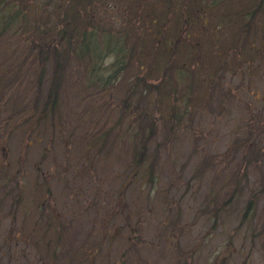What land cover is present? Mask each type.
<instances>
[{"label": "trees", "instance_id": "1", "mask_svg": "<svg viewBox=\"0 0 264 264\" xmlns=\"http://www.w3.org/2000/svg\"><path fill=\"white\" fill-rule=\"evenodd\" d=\"M25 1L0 0V39L7 35L13 40L28 23L26 28L29 32H33L32 34L29 33V37H26L29 42H19L24 46L22 60L26 62L27 58H30L32 61L42 64L44 68L45 64L50 62L52 70L49 85L43 93L44 97H41V85L45 76H43L44 73H41L35 80L36 86H33L34 91L32 93H29V89L26 94H18L19 91L17 92L18 99L25 97L24 99L27 100L21 102V108H14L8 113L6 118L11 120L9 127L2 126V133L6 134L7 132L6 138L8 135L10 137L17 129L25 127L24 154L20 155L15 164H12L16 165L15 175H10L11 165H7L5 162V164H0V190L13 182L12 189L9 190L15 192L12 197L11 192L7 190L6 196L3 195L2 197L12 199L10 202L12 207L19 205L24 210L26 205L32 204V200H40L35 204V207L38 215L41 216V229H48L52 233L48 238L41 237L38 240L44 239L45 243L42 246L49 249L48 257L54 262H60L58 260V255L62 254L60 248L70 237L68 236L69 233H65L66 231L69 232L66 228L75 222L73 218L68 219L54 210L55 200L51 182L58 183L59 178L65 179L67 175L70 182L76 180L78 176L81 178L82 176L98 175L96 197L100 196V191L106 190L102 192V197L106 203L112 196L109 187L117 186L114 198L117 205L120 206L119 213L120 217L123 218L125 228L112 224L109 228L110 214L106 218V222L99 224L98 232H90L85 237L86 239L84 238L85 241L82 245L84 249L82 248L81 252H75L72 259H82L83 262L93 264L98 263L102 255H105L107 260L102 259L101 261L108 264H127V257L131 254L132 248L136 247V251H141L143 245H147V242L142 243L143 238H141L145 222L148 220L147 216H152L154 213L161 215L163 221H160L158 225L163 231L169 230L171 226L173 228L175 209L189 218L190 208L184 209L181 206L182 198H176V193L180 190L184 180L185 169L177 170L176 178L170 183H164L160 179L162 172L159 164L161 149L167 148L183 134L192 139H200L202 136L200 132L194 131L193 127L188 128L184 125V118L187 112H190L188 105L191 104V95L189 89H186L178 96L177 86L180 85L182 77H191L187 75L189 74L187 65H180L181 70L175 74V80H170L171 77L169 78L168 72L174 73V65L166 68L159 78H150L142 71L144 65L140 64L138 74L134 78H130L126 84L124 81L122 82L125 91L114 97L115 87L111 84L118 80L115 73L125 69L128 64L125 57L128 50L125 47L124 39L115 40L114 36L110 34L108 36L104 33L102 36L100 33L102 27L98 25L86 27L88 24H85L81 28V23L76 25L72 21L58 25L51 32L45 28L46 25L41 24L40 20L34 22V26L30 28L29 25H32L30 22L33 21L29 19L30 15L26 13ZM57 3L58 9L55 10H60L61 3ZM43 8L45 7H35L37 12L43 11ZM64 11L63 13H65ZM248 15L251 17L250 13H245L243 18L247 23H250ZM76 16L78 17L77 11ZM65 20L63 18L61 22L65 23ZM80 21L82 22L81 19ZM73 24H75L74 27ZM103 38L104 42H100ZM166 41L161 42L166 45L162 49L172 50L170 54L166 55L167 58L171 57V54H174L176 50L173 47L174 44ZM152 43L147 42L149 45ZM189 44L191 45V43ZM108 50L113 52L114 57L111 63L105 65L103 61L106 59ZM161 50L158 51V55L154 52V59L165 57L161 55ZM185 63H188L187 60ZM75 64V68L78 67L83 70L86 83L90 82L95 90L85 93L84 96L89 107L82 114H78L77 125L71 126V130L69 129L68 134L65 135L64 131L69 125L65 116H67L69 107L66 106L64 84L67 69L72 70V66ZM195 64L198 68L199 65L204 67L203 63ZM18 65V67L13 68L15 70L11 71L17 70V74L26 73L25 65L22 67H20L21 64ZM4 77L5 75L0 77V99L4 98L8 89L6 86L8 80ZM210 79L211 76L207 82L210 88L208 96L213 98L216 95L214 92L217 90L214 88L213 82L210 83L214 79L211 81ZM79 97L78 101H80ZM94 101H96L99 109L110 110L111 118L106 117L100 120L102 115L98 116V123L97 121L93 124L88 123L87 119L92 114ZM261 102L263 101L261 100ZM180 105L181 107H179ZM219 106H222L220 100ZM112 111L117 113L116 117H112ZM263 117L264 110L259 115L246 118L247 120H242L233 127L223 152L212 154L206 151H201V153L189 152L193 156L190 164L191 176L196 184L190 186L188 190L192 202L196 200L199 202L191 210L194 209L195 213H200L199 217H205L206 221L210 222V227L214 228L217 225L222 227L223 223L231 217L229 209L236 207L232 217L237 220V226L240 223V226H245L244 231L240 234L237 231L239 227L235 231L229 232L221 250L223 252L225 248L227 252L220 253V248H210L212 249L210 259L213 264L230 263L229 256L231 257L234 247L232 244L233 237L236 235L245 241L248 239L250 247L253 248L255 247V238L258 237L262 242L264 240V218L258 228L252 226V220L260 202L263 203L262 210L264 213V198L262 197L264 196V123L261 120ZM82 126L86 130H83L84 127ZM80 127L82 129L78 134ZM160 133L163 134L161 136L163 138L156 145L154 139ZM77 134L79 137L76 136ZM47 135L49 137L47 143L45 142L46 146L43 148L41 145V160L43 161L45 159L43 157H46L48 153L54 152L55 139L59 140L63 160L59 165L54 164L47 169H42L39 165V167H32L33 164L27 169V166L20 159L23 157L25 162L27 151L33 146L36 148L40 146L43 140H46ZM182 141L184 142V140ZM73 143L81 146V156L73 158L71 153H67ZM77 148L73 146L72 150ZM179 148L180 146L176 145L172 151L177 152ZM169 157L168 164L173 165L176 158L172 155ZM255 167L263 169L257 178L252 171ZM174 174L175 172H173ZM203 182L205 187H201ZM187 184H189V180H187ZM39 191L42 193L40 194ZM73 192L77 194L75 189ZM141 204L147 205V211H142ZM131 218H135L133 224L130 223ZM180 218L186 220L182 215ZM12 222L15 224L16 221L13 220ZM9 232L15 235L6 236L4 238L6 241L17 237L13 227ZM19 234L22 235V233ZM209 237H212L211 233ZM27 238H22L23 243ZM118 238L119 242L115 243ZM26 242L28 244V241ZM196 242L197 239L192 242L187 237L185 240H176L174 246L170 240L166 247L175 248L171 264H194V258L198 257L199 251L207 245L203 247L201 240L195 244ZM32 245L38 248L41 244L38 245L35 239ZM85 247H88L89 250L86 251ZM239 249L242 252L241 246ZM246 257L249 258L247 254ZM131 259L135 260V257ZM148 259L149 257L144 258L142 264L145 261L148 264ZM244 264L248 263L244 262Z\"/></svg>", "mask_w": 264, "mask_h": 264}, {"label": "rangeland", "instance_id": "2", "mask_svg": "<svg viewBox=\"0 0 264 264\" xmlns=\"http://www.w3.org/2000/svg\"><path fill=\"white\" fill-rule=\"evenodd\" d=\"M48 1H25L26 13L30 15L29 19L33 21L30 22L32 24L29 25L30 28L34 26V22L40 20L41 24L46 25L45 28L51 32L58 25L72 21L76 25L81 23V28L85 24H88L86 27L98 25L104 30L100 28L102 36L104 33L114 36L115 40L124 39L125 47L128 50L125 55L128 64L125 69L115 73L118 80L111 84L115 87L114 97L125 91L122 82L124 81L126 84L130 78H134L140 71V64L144 65L142 71L150 78H159L166 68L174 65V73L168 72L169 78L171 77L170 80H175V74L181 70L180 65H187L186 68L189 71L187 75L191 77H182L180 85L177 86L178 96L186 89H189L191 95V104L186 101L189 104L190 112H187L184 118V125L188 128L193 127L194 131L200 132L202 136L200 139H192L183 134L167 148L161 149L159 164L162 172L160 179L164 183H170L176 178L177 170L185 169L184 180L180 190L176 193V198H182L181 206L184 209L190 208L189 218L175 209L173 228L171 226L169 230L163 231L158 225L160 221H163L161 215L155 213L152 216L146 215L148 220L145 222L144 230L142 229L141 238H143L142 243L147 242V245H143L144 251H136V247L132 248L131 254L127 257V264H142L144 258L147 257H149L148 264H171L175 248L166 247V244L171 240L175 246L176 240H185L187 237L192 242L196 239L197 242L201 240L203 247L207 244L203 250L199 251V256L194 258L193 263L213 264L210 259L212 250L210 248L217 247L220 248V253L227 252L225 248L223 252L221 250L229 232L235 231L239 227L237 231L240 234L244 231L245 226H240L241 223L237 226V220L232 217L236 207L229 209L231 217L223 223L222 227L217 225L214 228L210 227V222H207L205 217H199L200 213H195L194 209L191 210L199 202L198 200L192 202L188 190L190 186L196 184L191 176L190 164L193 156L189 152L201 153V151H206L211 154L223 152L233 127L242 120L259 115L264 110V0H51L50 3ZM57 2L61 3V13L60 10H55L58 9ZM37 6L40 8L44 6L45 8L43 11L37 12L35 9ZM58 13L60 14L57 15ZM245 13L251 14V17L248 15L250 23H247L243 18ZM63 18L66 19L65 23L61 22ZM26 25L28 26V23ZM74 26L75 24H73ZM26 27L13 40L7 35L0 39V77L5 75L4 78L8 80L6 83L8 89L4 98L0 99V164L5 162L7 165H11L10 175H15L16 165L12 164H15L20 155L24 154L25 127L17 129L10 137L8 135L6 138L7 132L6 134L2 133V126L9 127L11 120H8L6 116L14 108H21V102L27 100L24 99L25 97L18 99L17 92L19 91L18 94H26L29 89V93H32L35 80L41 73H44L43 76H45L41 85V97H44L43 93L49 85L52 70L50 62L46 63L44 68L42 64L32 61L30 58H27L26 62L22 60L24 46L19 42H29L26 37H29V33L32 34L33 32H29ZM166 40L172 45L174 44L173 47L176 50L174 54H171V57L167 58L166 55L170 54L172 50L162 49L166 45L161 42H167ZM100 42H104V38ZM147 42L153 43L149 45ZM160 50L161 55L165 57L154 59V52L158 55ZM112 53L111 50L106 53V59L103 61L105 65L113 61L114 55ZM185 60L188 63H185ZM195 63H203L204 67L199 65L198 68ZM18 64H21L20 67L25 65L26 73L17 74V70L11 71L15 70L13 68L18 67ZM75 66L76 64L72 66V70L67 69L64 84L66 106L69 107L67 116H65L67 123H69L64 131L65 135L68 134L69 129L71 130V126L76 124L78 114H82L89 107L84 96L85 93L95 90L90 82L86 83L83 70L78 67L75 68ZM210 76V81L214 79L210 83L213 82L214 88L217 90L214 92L216 95L213 98L208 96L210 88L207 82ZM78 97L80 101H78ZM219 100L222 103L221 107ZM96 106V101H94L92 104L94 111H91L92 114L87 119L88 123L93 124L97 121L98 116L102 115L100 120L106 117L111 118L110 110L104 111ZM114 116L116 117L117 113L112 111V117ZM261 120L264 123V117ZM82 127L78 128V134ZM83 130L86 128L84 127ZM78 134L77 137H79ZM161 136L163 134L160 133L155 137L154 143L156 145H158L159 140H162L163 137ZM48 137L47 135L46 140L44 139L40 146L37 148L33 146L27 151L25 162L23 157L20 159L27 166V169L30 168L31 164L34 165L32 167L41 166L42 169H47L54 164L59 165L63 160L58 139L54 141V152L48 153L46 157H43L45 159L41 160V145L43 148L46 146ZM176 145L180 148L174 152L172 150ZM73 146L78 148L72 150ZM69 148L67 153H71L73 158L81 156V146L73 143ZM169 155L176 158L173 165L168 164ZM252 171L257 178L263 169L255 167ZM173 172H175L174 175ZM97 177L98 175L82 176L81 178L78 176L76 180L70 182L67 175L65 179L59 178L58 183L51 182L55 200L54 210L68 219L73 218L75 222L66 228L69 232L66 231L65 233H69L68 236L70 237L60 248L62 252L58 255L60 262L52 261L48 257L49 249L42 246L45 243L44 239L38 240L41 237L48 238L52 233L48 229H41V216L38 215L35 207V204L40 200H32V204L26 205L24 210L19 205L12 207L10 205L12 199L2 197L3 195L6 196L7 190L12 189L13 182L0 190V264H89L86 261L83 262L82 259H72L75 252H81L82 248L84 249L82 245L85 237L90 232H98L99 224L106 222V218L110 214L109 228L111 224L125 228L123 218L120 217L119 213L120 206L117 205L114 198L117 186L109 187L112 196L106 203L102 197V192L106 190L100 191V196L96 197ZM187 180H189V184H187ZM201 187H205L204 182ZM250 187L253 188L252 185ZM74 189L77 194L73 192ZM10 192L13 197L14 190ZM262 197L264 198V196ZM141 207L142 211H147V205L141 204ZM262 207L263 203L260 202L252 220V226L256 228L264 218ZM136 212L138 215L137 209ZM180 215L186 220H181ZM134 219H130L131 224H133ZM13 220L16 221L15 224L12 222ZM12 227L17 237L9 241L4 240ZM210 233L212 237H209ZM11 234L15 235L14 233ZM24 237L28 238L23 243L22 238ZM35 239L38 245L41 244L38 248L32 245ZM116 242H119V238L115 240ZM232 244L234 247L231 257L229 256V264H244V262L264 264V240L262 242L258 237L255 238V247L253 248L250 247L248 239L245 241L236 235L233 237ZM239 246L242 247V252H240ZM251 248L252 250H250ZM85 250L88 251V247H85ZM146 253L149 256L145 255ZM246 254L249 256L248 259ZM137 256L139 257L137 258ZM132 257H135V260L131 259ZM102 259L106 261L107 257L102 255L99 262L93 264H108L101 261ZM143 264H146V261Z\"/></svg>", "mask_w": 264, "mask_h": 264}, {"label": "flooded vegetation", "instance_id": "3", "mask_svg": "<svg viewBox=\"0 0 264 264\" xmlns=\"http://www.w3.org/2000/svg\"><path fill=\"white\" fill-rule=\"evenodd\" d=\"M8 235H10V236H11V234H10V233H8ZM8 235H7V236H8ZM10 236H9V237H10ZM5 237H6V236H5ZM10 240H12V238H11ZM8 241H9V240H8Z\"/></svg>", "mask_w": 264, "mask_h": 264}]
</instances>
